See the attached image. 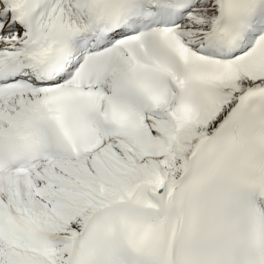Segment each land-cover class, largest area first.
<instances>
[{"label": "snow or ice", "instance_id": "1", "mask_svg": "<svg viewBox=\"0 0 264 264\" xmlns=\"http://www.w3.org/2000/svg\"><path fill=\"white\" fill-rule=\"evenodd\" d=\"M0 264H264V0H0Z\"/></svg>", "mask_w": 264, "mask_h": 264}]
</instances>
